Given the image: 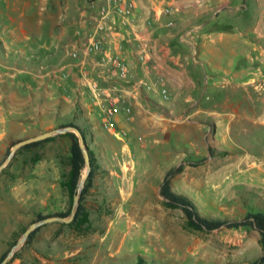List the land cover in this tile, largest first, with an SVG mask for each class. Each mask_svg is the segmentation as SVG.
<instances>
[{"label":"rangeland","instance_id":"rangeland-1","mask_svg":"<svg viewBox=\"0 0 264 264\" xmlns=\"http://www.w3.org/2000/svg\"><path fill=\"white\" fill-rule=\"evenodd\" d=\"M76 1L81 4L82 0H0V58L23 63L34 58L35 51H43L40 53L48 67L78 61L70 54L68 44H62L58 52L53 51L55 46L36 48V39L20 42L12 38L9 28H3L20 24L34 34L32 29L41 17L48 29L67 28L79 16L78 11L86 8L81 5L74 12ZM168 1L163 7L178 6ZM245 1L246 7L226 8L215 17L211 13L184 16L187 21L183 19L184 29L179 30L176 44L182 42L180 34L190 28L186 43L190 49L184 62L189 61L186 65L197 83L192 89L194 98L185 100L182 96L184 80L177 78V85L172 88L166 78L164 69L173 55L168 44L167 61L153 65L151 60L153 79L129 69L120 75L112 64L104 66L111 69L105 72L111 76L103 78L98 66L85 59L76 64V75L82 78L79 81L72 80L68 65L55 66L68 72V76L60 78L63 86L65 81H71L77 87L73 96L69 95L76 100L75 110L64 107L67 112L59 117L54 112L43 118L36 115L34 100L25 108L10 109L6 105L11 101L8 92L0 99V163L20 138L74 122L85 129L95 164L93 184L83 200L88 221L47 222L16 251L15 258H22V264H27V260L48 264L33 255L27 256L31 247L40 252L67 250L72 264H137L140 258L154 264H251L262 254L257 228H197L189 223L184 209L167 204L160 191L167 170L184 163L183 169L172 177L173 188L189 195L203 214L242 218L250 211H264V125L256 123L253 127L244 116L245 103L250 98L246 83L254 75L264 77V60L254 63L247 56L250 47L243 31L256 23L258 6L256 0ZM89 7L85 15L87 23L93 26L96 10ZM20 11H24L22 16ZM176 23V19H170L168 26L173 28ZM161 33L165 35L166 31ZM177 49L181 50L179 46ZM199 58L207 62L194 64ZM172 66L178 71L183 68L180 63ZM0 70H7V66L0 64ZM10 72L8 80L20 90L25 87L23 80L35 84L29 73L15 68ZM86 75L102 87L119 85L123 93L120 98L125 100L118 99L119 120L115 116L113 126L127 130V134L118 135L113 128L103 126L104 105L83 81ZM147 83L152 87L147 88ZM61 84L54 81L55 98ZM163 88L167 89V97ZM61 92L68 93L66 87ZM194 102L202 113L190 111ZM210 111L219 113L213 116ZM71 141L68 132H61L41 143L23 145L1 169L0 257L38 219L39 213L64 211L73 202L67 184Z\"/></svg>","mask_w":264,"mask_h":264},{"label":"crops","instance_id":"crops-1","mask_svg":"<svg viewBox=\"0 0 264 264\" xmlns=\"http://www.w3.org/2000/svg\"><path fill=\"white\" fill-rule=\"evenodd\" d=\"M81 1V0H80ZM136 1V15L138 17V23L136 27L131 26H122L123 34H126L127 40H125V52L128 56V69L131 71H137V73L141 75L147 76L149 79H153L155 71L154 69H150L149 67H144L142 63L138 60L137 52L139 51V46L141 39L139 36H142L145 42L148 43V49L151 51L153 65L155 62L158 65L163 64V62L167 61L169 58L172 60L170 63H180L183 66L181 70H177L172 66V64L168 63L165 66L164 71L166 72V78L171 83V87H176V82L180 80H184L185 87H183V92L181 93L184 96L185 100L190 98H194L192 89L197 86V83L194 81L193 76L189 70V66L187 67V63L184 62V58H188V53L186 52L188 49L186 43H189L187 36L191 34L192 30L190 28H186L183 33L180 34V39L182 42H179V45L176 44V37L179 33V30L184 29L183 19L187 21V18H184L187 14H192L191 16H201L207 13H211V16H217L223 9L230 8V9H241L246 7L245 0H169L168 3H174L178 5L180 8V12H173V13H161V8H163V4L166 0H135ZM258 6V18L255 24L249 25L247 30L243 31V35L246 39L245 42H248L249 49L247 50V56L250 61L257 63L258 60L262 61L264 58V37L260 36L261 29L264 25V0H256ZM74 12L78 11L81 8V5H85L88 7V2L86 0H82L81 4L78 1L74 2ZM90 6V5H89ZM86 8L83 10L78 11L79 16L74 17L72 24L69 27H60L57 28L55 26L48 29L47 25L43 26V18L41 17L39 20V24L35 25L34 34H30L28 32V28L23 27L24 25H14L13 27H9L5 25L3 28H9L10 33L13 39L20 41V42H27L31 39H36L39 41L37 43L36 48L41 47L43 48H50L55 46L53 51L58 52L59 47L63 45H67V48L74 49L77 48L80 51L79 60L76 62L69 61L67 63H61L58 65L51 64L50 67L55 66H69L72 76V80L78 79L79 81L82 78L78 77L76 74L78 73V62L80 61H88L94 62V66H98V72L100 75H103V78H108L111 76V73L106 74L108 70H111L109 67H104L106 65H111V63L105 61L102 57V54L99 52H89L86 53L82 47V37L85 31L91 29L92 25L87 23ZM90 8V7H89ZM93 9V8H90ZM20 16L24 13V11L19 12ZM75 15V14H74ZM73 15V16H74ZM11 17V14L9 15ZM14 17V16H13ZM170 19H176L177 23L170 28L168 26ZM180 19V20H179ZM168 20V21H167ZM2 25H0L1 27ZM17 28V29H16ZM81 30V32H79ZM166 31V34H162L161 31ZM22 32L20 36L19 32ZM190 31V33H188ZM251 31V32H250ZM188 33L185 38L182 36ZM3 36L6 34L2 33ZM107 41L108 38H106ZM1 42L4 45V39L1 38ZM63 44V45H62ZM160 44V46L158 45ZM171 44V50L173 55L168 58L166 53V48L169 49V45ZM168 45V46H167ZM6 47V45H4ZM181 49L178 50L177 48ZM195 49V45L193 46ZM33 48L32 49H36ZM69 52L71 54V51ZM163 49V50H162ZM43 52V51H40ZM35 51L36 56L34 58H28V61H24L23 63H19L18 61H11V60H2L0 58V64L7 66V70H0V99L6 96V93H10L11 101L10 105L6 103L7 107L10 109L15 108H25L30 105L31 100L36 101L37 103L34 104L33 109L35 110V114H39L42 118L49 114V112H54L59 117L62 114H65L64 107H68L69 109L75 110V99H70V96H73V92L77 90L75 82L67 81L64 82V86L60 82V78L50 72L48 66L45 65L44 56H41L43 53ZM53 52V53H55ZM195 52H199L195 49ZM38 53V54H37ZM45 55V54H44ZM72 55V54H71ZM73 57V56H72ZM193 57V56H192ZM75 58V57H73ZM25 60V59H24ZM61 61V59H60ZM199 61L207 62L204 58H199V60H195L194 64L198 63ZM112 66V65H111ZM114 67V66H113ZM154 67V66H153ZM17 69L18 71H22L25 73H29L33 76L35 84L32 81H21L25 87L24 89L20 90L16 86H12L11 82L8 80V75L11 69ZM116 69V68H115ZM101 70V71H100ZM159 70V69H158ZM157 70V71H158ZM154 71V74H153ZM187 73V77L185 76ZM12 74V73H11ZM153 74V75H152ZM193 74V73H192ZM77 76V77H76ZM11 78V77H10ZM93 78V77H92ZM95 79V78H93ZM117 79V78H116ZM54 81L61 84L60 87V94L55 98L54 93L56 92V86H54ZM85 81V79L83 80ZM66 82L68 84H66ZM183 84V83H182ZM249 89L250 98L246 100L245 108H244V116L250 121V125L253 127L257 126L256 123H261L264 125V114L261 115V112L264 111V77L258 78L256 75L252 76L248 79L246 83ZM70 86V87H69ZM66 87L68 91L67 94L61 92L63 88ZM148 96L151 98H155L151 91H148ZM70 95V96H69ZM51 96H54L55 99H50ZM120 101V100H119ZM38 102L40 104H38ZM95 103V102H94ZM197 102H194V106L190 109V111H194L197 113H202L203 110L200 106L196 105ZM12 105V106H11ZM38 105V106H37ZM39 107V108H38ZM90 107V106H89ZM189 108V106L185 107V109ZM238 109V107H236ZM70 110V111H71ZM210 113L214 116V114H218L219 112L210 111ZM236 116V113H234ZM116 119L119 120V117ZM47 127L54 126V124H47ZM246 129V128H245ZM1 133V135H3ZM34 135V134H32ZM46 224V223H45ZM44 225V224H43ZM53 228V227H52ZM35 256L38 257L39 261L48 264H72L73 262L68 260V253L67 250L63 251H56L47 249L45 251H39L35 247H31L28 250L27 256ZM55 256V258H54ZM27 264H33L32 260H27ZM11 264H22V258H15Z\"/></svg>","mask_w":264,"mask_h":264},{"label":"built area","instance_id":"built-area-1","mask_svg":"<svg viewBox=\"0 0 264 264\" xmlns=\"http://www.w3.org/2000/svg\"><path fill=\"white\" fill-rule=\"evenodd\" d=\"M90 7L96 10L94 15V24L91 29L84 32L82 37V47L86 53L99 52L105 61L111 63L116 69L120 70V75H124L128 70V56L125 52L126 34H123L122 26L136 27L138 17L136 15L135 0H86ZM179 7L168 5L161 8V13L177 10ZM81 32V30L79 31ZM260 36L264 37V25L261 29ZM108 38L109 41L106 40ZM139 51L137 52L138 60L146 67H150L152 54L148 49V43L142 36ZM71 54L75 58H80V51L74 48ZM50 72L58 77L68 76L64 67H52ZM86 83L89 85L93 95L102 100L104 105L103 126L113 128L115 134H127V130L118 129L113 126L114 118L118 112V99H121L123 93L118 84L111 87H102L99 82L86 75ZM151 83H147V88H151ZM165 97L168 96L167 89L163 88Z\"/></svg>","mask_w":264,"mask_h":264},{"label":"trees","instance_id":"trees-1","mask_svg":"<svg viewBox=\"0 0 264 264\" xmlns=\"http://www.w3.org/2000/svg\"><path fill=\"white\" fill-rule=\"evenodd\" d=\"M67 124L78 125L81 128L86 138V131L81 125L74 123V122H69ZM63 125H66V124H63ZM68 133L71 136L72 141H71V146H70V151H71L70 171L68 174L67 184H68L70 193L72 194V197H73L74 193L77 190L79 180L81 179L83 175V169L85 166V157H84L83 151L79 143L78 135L74 131H68ZM48 138H51V136L45 139L27 143L25 144V146H30V145L41 143L42 141ZM9 152H10V148L8 150V153ZM90 154H91L92 169L85 182V186L83 188L82 195H81V203L77 211L76 217L70 223L83 224L84 222L88 221V211L83 203V200L90 186L93 184L94 174H95V164H94V158H93V154L91 150H90ZM183 167H184V163L174 165L167 170L164 176L160 191H161V194L165 197L167 204H169L170 206L182 207L188 217L189 223L192 226H195L197 228L214 229V228L221 227L223 225H227L231 227L241 226V225H251L259 230L261 234V241L263 244V249H264V211H260V210L250 211L242 218L207 216L203 214L198 209L196 202L189 195L183 192H179L173 188L172 177L175 174H177L179 171H181ZM71 207H72V203L69 206V208L64 211H56V212L47 213V214L39 213L38 218H41L47 215H52V214L68 215L71 210ZM41 226L35 228L31 232L26 242H30L32 240V238L34 237L36 232L41 228ZM7 253L8 251H5L2 253L0 257V261L5 257ZM17 255H18V252H15L13 257L6 264H11L12 259L15 258ZM263 263H264V250L259 257H257L256 259L252 261L251 264H263ZM137 264H154V263H148L143 258H140Z\"/></svg>","mask_w":264,"mask_h":264},{"label":"water","instance_id":"water-1","mask_svg":"<svg viewBox=\"0 0 264 264\" xmlns=\"http://www.w3.org/2000/svg\"><path fill=\"white\" fill-rule=\"evenodd\" d=\"M68 131H74L78 135L79 143H80L81 149H82L84 157H85V166L83 169V175H82L81 179L79 180L77 190L74 193L72 207H71L69 214L68 215L52 214V215H47V216H44V217H41V218H38V219L32 221L26 227V229L24 230L22 235L15 242V244L12 246V248L8 251V253L5 255V257L0 261V264H6L13 257L15 252L27 241L31 232L35 228H37V227H39V226H41L47 222H50V221L61 220V221H65V222H71L72 220L75 219L77 211H78L80 203H81V195H82L83 188L85 186V182H86V180L89 176V173L92 169L91 154H90L89 146L86 142V138H85L81 128L78 125H75V124L61 125V126H57V127L52 128V129H49V130L42 131V132L34 134V135H30V136H27L24 138H20L19 140H17L12 145L10 152H9L8 156L6 157V159L0 163V171L3 167H5L11 161L14 153L16 152V150L19 147H21L27 143L33 142V141L45 139V138L50 137V136L57 134V133L68 132Z\"/></svg>","mask_w":264,"mask_h":264}]
</instances>
